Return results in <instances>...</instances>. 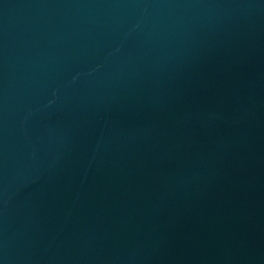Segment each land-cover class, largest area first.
<instances>
[{"label": "water", "instance_id": "obj_1", "mask_svg": "<svg viewBox=\"0 0 264 264\" xmlns=\"http://www.w3.org/2000/svg\"><path fill=\"white\" fill-rule=\"evenodd\" d=\"M0 264H264V0H0Z\"/></svg>", "mask_w": 264, "mask_h": 264}]
</instances>
